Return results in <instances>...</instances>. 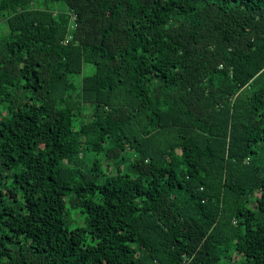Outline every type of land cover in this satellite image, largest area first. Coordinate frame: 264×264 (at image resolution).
Wrapping results in <instances>:
<instances>
[{"label":"trees","instance_id":"trees-1","mask_svg":"<svg viewBox=\"0 0 264 264\" xmlns=\"http://www.w3.org/2000/svg\"><path fill=\"white\" fill-rule=\"evenodd\" d=\"M1 22L0 264H264V0H0Z\"/></svg>","mask_w":264,"mask_h":264},{"label":"rangeland","instance_id":"rangeland-1","mask_svg":"<svg viewBox=\"0 0 264 264\" xmlns=\"http://www.w3.org/2000/svg\"><path fill=\"white\" fill-rule=\"evenodd\" d=\"M2 23L3 22H1V24ZM1 24H0V29H5L6 28L5 24L3 23L2 24L3 26H1ZM1 31L2 30H0V32ZM93 69H94V66L92 64H84L82 72L77 74V75H75L73 77V79L74 80L75 79L80 80L82 78V76H84L86 74H90L93 71ZM124 157H125V160H124V163L121 165V167H122L123 171H127L128 167H129L128 165H129V163H131V160L134 157V153L132 151H130V150H125L124 151ZM86 158L87 159L89 158V153L86 154ZM70 216L75 219L74 224L77 223V222H78V224H80V222H82L83 215L81 214L79 209L70 208ZM89 243H91L90 238H89Z\"/></svg>","mask_w":264,"mask_h":264}]
</instances>
